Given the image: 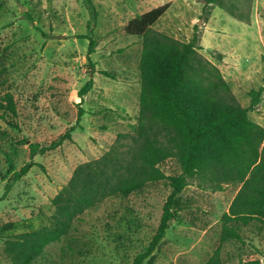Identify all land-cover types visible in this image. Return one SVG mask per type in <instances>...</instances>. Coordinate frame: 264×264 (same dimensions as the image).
<instances>
[{
	"label": "rangeland",
	"instance_id": "1",
	"mask_svg": "<svg viewBox=\"0 0 264 264\" xmlns=\"http://www.w3.org/2000/svg\"><path fill=\"white\" fill-rule=\"evenodd\" d=\"M92 1L95 21L84 0H0V264H19L14 255L20 254L21 235L54 227L52 199L79 165L101 158L120 133L123 149L132 143L142 37L126 33L130 19L171 2L153 28L182 41L197 32L200 52L220 67L241 105L249 106V91L264 84V0H225L237 17L215 5L204 9L199 0ZM89 26L96 41L90 55L84 37ZM91 78L93 88L81 97ZM8 94L15 112L6 108ZM248 115L264 126V92ZM72 127L73 139L35 154L38 165L5 194L14 172L31 159L29 143L49 145ZM161 168L167 175L181 173L175 158ZM189 182L176 198L165 236L143 264H206L219 248V264H264V224H239L241 241L221 240V217L239 187L213 191L196 178ZM170 192L162 180L108 196L31 264H132L156 232Z\"/></svg>",
	"mask_w": 264,
	"mask_h": 264
},
{
	"label": "trees",
	"instance_id": "2",
	"mask_svg": "<svg viewBox=\"0 0 264 264\" xmlns=\"http://www.w3.org/2000/svg\"><path fill=\"white\" fill-rule=\"evenodd\" d=\"M199 1L204 9L215 5L236 16L225 0ZM84 3L95 21L93 1L84 0ZM170 6L171 2H166L154 7L125 25L127 34L142 37L140 112L132 143L123 149L121 139L125 134L120 133L117 142L101 158L74 170L69 182L52 199L56 207L54 227L21 235L20 254L14 255L17 263L31 264L47 244L60 240L72 221L108 196H126L148 183L162 180L168 182L171 192L160 223L132 264H143L158 247L174 219L176 198L190 178H196L200 187L213 191H222L228 185L239 187L228 211L221 217L222 241H241L239 224L249 225L254 221L264 224V126L248 115L261 102L264 84L249 91V106L241 105L220 67L200 52L197 32L189 41H182L153 28ZM84 37L89 39L90 55L96 44L91 26ZM91 66L93 69V63ZM101 72L111 76L107 71ZM93 84L91 78L79 95L83 97ZM5 98L6 108L15 112L13 95ZM83 113L79 109L78 120ZM72 131L73 127L49 145L29 143L31 159L14 172L5 194L38 165L32 159L35 154H44L71 141ZM171 158L178 161L181 173L167 175L161 168ZM219 256L220 248L206 264H219ZM244 264H261V261L255 259Z\"/></svg>",
	"mask_w": 264,
	"mask_h": 264
},
{
	"label": "crops",
	"instance_id": "3",
	"mask_svg": "<svg viewBox=\"0 0 264 264\" xmlns=\"http://www.w3.org/2000/svg\"><path fill=\"white\" fill-rule=\"evenodd\" d=\"M258 123V122H257ZM263 126V125H262Z\"/></svg>",
	"mask_w": 264,
	"mask_h": 264
}]
</instances>
